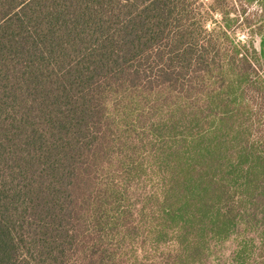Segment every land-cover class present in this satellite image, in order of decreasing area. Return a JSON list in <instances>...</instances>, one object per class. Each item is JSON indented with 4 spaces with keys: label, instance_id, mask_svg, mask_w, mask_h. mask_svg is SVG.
Segmentation results:
<instances>
[{
    "label": "trees",
    "instance_id": "16d2710c",
    "mask_svg": "<svg viewBox=\"0 0 264 264\" xmlns=\"http://www.w3.org/2000/svg\"><path fill=\"white\" fill-rule=\"evenodd\" d=\"M0 264H264V0H0Z\"/></svg>",
    "mask_w": 264,
    "mask_h": 264
},
{
    "label": "rangeland",
    "instance_id": "374dc122",
    "mask_svg": "<svg viewBox=\"0 0 264 264\" xmlns=\"http://www.w3.org/2000/svg\"><path fill=\"white\" fill-rule=\"evenodd\" d=\"M252 12H258V7L257 6H254V5H252L251 7H249L248 8V13H252ZM238 36H239V39L243 41V40H246V36L247 35L244 32H239ZM255 44L257 46V43H255ZM230 249H231L230 246L225 247L224 255L227 256L229 254V252H230Z\"/></svg>",
    "mask_w": 264,
    "mask_h": 264
}]
</instances>
